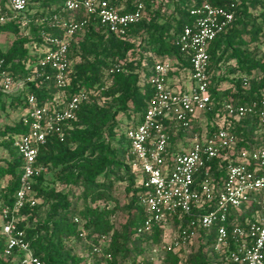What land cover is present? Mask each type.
I'll list each match as a JSON object with an SVG mask.
<instances>
[{
  "label": "trees",
  "instance_id": "trees-1",
  "mask_svg": "<svg viewBox=\"0 0 264 264\" xmlns=\"http://www.w3.org/2000/svg\"><path fill=\"white\" fill-rule=\"evenodd\" d=\"M158 2V0H153ZM198 0H171L172 10L160 13L161 4L151 9L146 17L129 27L124 37H119L88 25L84 33L72 42L69 58L72 63L67 98L78 90L88 92L76 110V118L62 130V136L50 135L39 148L36 163L46 168L32 185L37 203L20 211L17 222L23 231L32 253L42 264H155L158 259L153 249L169 241L177 229L184 228L194 215H173L170 228L154 226L143 228L148 216L141 205L144 193L138 175L128 162V140L117 130L134 125V118L150 104L153 90L149 84L152 65L170 59L175 67L169 73L181 83L190 70L189 55L175 45V37L191 23L189 9ZM4 0H0L3 3ZM32 16L28 25L20 29L17 24L0 26V35H12V42L0 50L3 67L16 78H27L40 71L36 64L44 46L41 33L59 35L61 30L52 27V16H66L59 0H29ZM214 6L232 11L228 27L208 46L209 94L213 102L210 111L203 112L195 121L192 133L209 136L214 130V114L222 111V103L248 105L264 99V53L250 45L264 39V0H211ZM83 17L82 15H79ZM162 23L156 19L163 18ZM115 62L121 69L115 72L111 84H105L106 70ZM243 79L247 80L246 85ZM27 94H33L38 104L50 101L56 94L51 79L35 77L27 82V89L17 94H3L8 106L20 111L11 125L0 128V147L7 154L0 165V178L8 176L1 190V205L11 206L19 188L20 156L13 147L15 136L26 134L27 121L22 114ZM1 95V93H0ZM119 117L127 122L121 125ZM233 132L238 148L256 146L253 140L256 121H233ZM246 125V126H245ZM192 135L169 130V151L176 152L179 142ZM226 161L214 159L196 174L198 182L208 177L220 182L225 176ZM53 179L46 186L47 174ZM121 185L125 203L120 205L117 187ZM119 188V187H118ZM117 192V193H115ZM46 204L44 217L39 218L40 203ZM259 205L251 203L246 209L229 210L223 223L230 231L233 227H246L253 221ZM125 211V218L115 225L114 216ZM77 219V223L74 221ZM218 222L208 228L194 227L195 237L185 247L166 250L162 261L166 264H239L225 260L234 250L232 237L228 248L213 250ZM4 241L0 240V264H15L13 257H4ZM99 252H94V248Z\"/></svg>",
  "mask_w": 264,
  "mask_h": 264
},
{
  "label": "built area",
  "instance_id": "built-area-1",
  "mask_svg": "<svg viewBox=\"0 0 264 264\" xmlns=\"http://www.w3.org/2000/svg\"><path fill=\"white\" fill-rule=\"evenodd\" d=\"M66 16L53 15L52 27H58L59 35L41 33L44 46L36 64L40 71L31 77L16 78L3 67L0 59V93L17 94L27 89V82L35 77L51 79L56 94L44 104H38L33 94H27L24 115L28 131L15 136L13 147L21 159L19 188L11 206L0 205V240L4 241V257H13L15 264H42L35 256L18 229L22 220L20 211L34 207L32 185L36 177L46 173V168L36 163L39 148L52 135L62 136L63 128L75 120L79 103L88 92L78 90L67 98L70 83L71 61L69 50L88 25L98 26L107 32L124 37L129 27L143 20L151 9L146 0H59ZM154 5L153 0H149ZM29 0H4L0 3V26L14 23L20 29L27 27L32 16L28 11ZM82 15L83 17H80ZM192 17L175 37L174 45L189 55L190 70L179 84L170 78L175 70L170 59L156 61L151 68L149 84L153 90L151 104L127 127L128 162L138 175V183L144 193L141 205L148 213L143 228L154 226L170 228L173 215H194L184 228L177 229L169 241L153 249L158 259L155 264H166L162 255L166 250H176L190 244L195 237L194 227L208 228L219 225L214 251L228 248L229 239L234 250L225 260L239 264H264V99L248 105L222 103V111L214 114V130L209 136L199 137L192 127L201 113L213 108L209 94L208 46L222 33L233 19V13L214 6L211 0H198L189 9ZM121 62H115L106 70L103 80L111 84ZM246 85L247 80L243 79ZM179 84V85H178ZM256 121L253 140L256 146L238 148L233 132V121ZM246 126V125H245ZM169 130L192 135L180 141L176 152L169 151ZM214 159L226 161L225 176L220 182L208 177L198 182L196 174ZM259 205L253 221L246 227H233L230 231L223 224L229 210L247 208L251 203ZM77 223V219H74ZM94 252H99L95 247Z\"/></svg>",
  "mask_w": 264,
  "mask_h": 264
},
{
  "label": "rangeland",
  "instance_id": "rangeland-1",
  "mask_svg": "<svg viewBox=\"0 0 264 264\" xmlns=\"http://www.w3.org/2000/svg\"><path fill=\"white\" fill-rule=\"evenodd\" d=\"M161 4V9H160V13L162 15H167L171 10H172V2L171 0H158V2L154 3V6L156 4ZM156 7V6H155ZM163 18H158L156 19V21L158 23H162L163 22ZM263 30H264V24H263ZM12 35L10 34H2L0 35V50L5 51L11 44L12 42ZM255 48L257 51H259L260 53H264V39L260 38V40L257 43H254L252 45L249 46V48ZM20 116V111L11 108L10 106H8V99L5 95H0V128H2L4 125H11L13 124ZM119 122L121 125L125 124V121L127 122V120L125 119V117H119ZM125 129L122 130H117L116 132H114V136L112 138H108V140L111 143H115L116 137L120 134V132H122L125 136ZM7 154L5 153V151L2 150V148L0 147V165H4V161L5 159H7ZM47 179L45 181V185L51 186V181L53 179L51 173L47 174ZM8 180V176L2 177L0 178V195H1V190L5 187L6 182ZM119 187V188H118ZM117 187V192H118V197H119V202L120 205L125 203V197H124V192L122 190L121 185H119ZM115 192V193H117ZM40 203V216L39 218L44 217V214L46 212V204H42L41 202L38 201V204ZM0 205H1V199H0ZM125 218V211H118L115 216H114V223L115 225H117L118 223H121Z\"/></svg>",
  "mask_w": 264,
  "mask_h": 264
},
{
  "label": "crops",
  "instance_id": "crops-1",
  "mask_svg": "<svg viewBox=\"0 0 264 264\" xmlns=\"http://www.w3.org/2000/svg\"><path fill=\"white\" fill-rule=\"evenodd\" d=\"M178 82H179V80H178ZM179 84L181 85L182 83L179 82ZM179 84H178V85H179ZM182 85H183V84H182Z\"/></svg>",
  "mask_w": 264,
  "mask_h": 264
}]
</instances>
